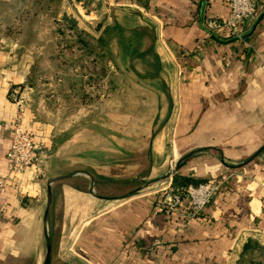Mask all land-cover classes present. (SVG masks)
I'll use <instances>...</instances> for the list:
<instances>
[{
    "label": "crops",
    "instance_id": "0c3cea01",
    "mask_svg": "<svg viewBox=\"0 0 264 264\" xmlns=\"http://www.w3.org/2000/svg\"><path fill=\"white\" fill-rule=\"evenodd\" d=\"M257 1V17L215 36L205 22L225 20L227 0H95L103 4L102 13L96 11L105 21L99 34L118 26L134 39L137 70L157 84L126 91L119 109L78 105L55 114V123L23 107L39 164L9 174L0 193V264H43L47 182L76 170L90 173L95 194L104 198L90 192L85 174L53 184L49 264H236L249 240L264 246V0ZM81 5L60 0V17L81 15ZM97 16L87 14L86 21ZM5 38L0 176H8L19 114L13 91L32 68H20L21 48ZM179 163L170 181L180 176L222 184L198 216L186 201L166 212L148 190L100 194L99 188L127 186L138 177L153 189Z\"/></svg>",
    "mask_w": 264,
    "mask_h": 264
},
{
    "label": "trees",
    "instance_id": "16d2710c",
    "mask_svg": "<svg viewBox=\"0 0 264 264\" xmlns=\"http://www.w3.org/2000/svg\"><path fill=\"white\" fill-rule=\"evenodd\" d=\"M82 1L87 7L91 6L93 2V0ZM42 10H44V13H48V10H50L49 15L55 17V23L58 24L60 28V30L56 32L58 37L64 39L65 32L63 28L71 26L72 31L70 32H72L73 35L72 39L75 40L76 38V41L72 43L71 47L69 46L66 49L61 41V46L59 48L57 47L56 50L52 49L53 52L55 51L53 54L48 49L49 47H45V51H48L51 55L50 59L55 68V70H50L56 76L55 80L57 81V87L59 89L58 94L65 99H68L69 95H71L72 98L76 97L73 108H77L78 105H94L96 107L97 87L102 89V92L98 93V97L100 96L101 99L110 98L111 93L119 86L118 76L122 77L123 81H126V77H131V82L133 83L131 86H134L133 88L144 83L155 84L156 82L154 80H158L152 76L145 77L137 70L135 63L136 53H134L136 43L134 39L123 37L124 32L121 28L118 26L106 27L103 29L102 34L98 38H95L89 32L80 30L73 16L65 14L60 19L58 18L60 0H0V36L10 38V35H12L17 38L18 36L16 33H19L22 27L31 24V22L34 21L35 15H42ZM44 15L48 16V14ZM9 18L13 19L14 22L11 23ZM46 19L47 18H45V20ZM5 21H7L8 24L7 29L1 25L5 23ZM13 23L20 24L19 28L17 29V26H14ZM28 33L32 34L31 31ZM25 38H27V36H25ZM24 44L25 43H22V45ZM27 44H29V40ZM69 49H71L70 51H72L71 54L73 55L72 57H75L74 59H77L78 62L84 59L85 63L81 61L82 64L78 65V67L75 61H73L74 59L71 60V63H67L68 61L64 63L65 59L63 56H65ZM57 50H59V52H57ZM40 56H43V54ZM57 56L61 58H57ZM43 59L45 63H47L45 55ZM58 59L59 66L56 64L58 63L56 62ZM70 66L73 67L72 71H76L75 74L70 72ZM38 67H40L41 72L44 71L40 64H38L34 68L35 72H38ZM110 68L112 70H110ZM206 181H198L180 176H175L174 178V184L181 189L190 185H198ZM236 264H264V246L255 240H249L244 245L243 251Z\"/></svg>",
    "mask_w": 264,
    "mask_h": 264
},
{
    "label": "rangeland",
    "instance_id": "374dc122",
    "mask_svg": "<svg viewBox=\"0 0 264 264\" xmlns=\"http://www.w3.org/2000/svg\"><path fill=\"white\" fill-rule=\"evenodd\" d=\"M79 3H81L83 8H79L81 10V15L79 11H75L74 13H70L71 16L75 18L77 21V26L80 30H85L86 32L88 30L90 31H95V38H98L100 36L99 32L100 29L104 27L105 21H103L102 16L100 15L99 12L96 11H101L103 9V4L98 5L95 3V0H93L91 6L87 7V5L84 4L82 0H77ZM102 3V2H101ZM93 5V6H92ZM97 6V7H96ZM50 10H48V13H44V10H42V15L37 16L35 15L34 21L31 22V24H28L24 27H22V30H20L19 33L17 34V38L10 35V38H5L8 39L10 42L13 43V45H17V48H21V52L17 53V63L20 62V68L21 69H27L28 65L31 64L32 68L29 70L28 77L26 80V83L20 88V87H15L17 93H16V99H20L22 101V105L24 108H29L30 110L33 111L34 114L40 115L44 120L47 121H52L55 123L57 121L55 114H67L64 110H70L73 108V103L76 97H71L69 95L68 99L62 98L59 96V89L57 87V81L55 74L51 72L50 69H54L53 67V62L50 59V53L48 51H45V47H49L48 49L52 52V54L55 52L52 51V49L56 50V48L60 47L61 41L63 42L64 48L66 49L67 47H71L72 43L75 40L72 39V29L71 26L69 27H64L63 31L64 33V39L60 38L57 36L56 32L60 30L58 27L59 25L55 23V17L52 15H49ZM58 18L60 19V12ZM91 13L97 16V21L96 22H91V21H86L87 14ZM102 13V11H101ZM48 14V16L44 15ZM66 14V12H65ZM84 15V16H83ZM95 16V15H94ZM92 17V16H90ZM45 18H47L45 20ZM9 21L12 23L14 22L13 19L9 18ZM5 29H7L8 24L7 21L5 23L1 24ZM14 26H17V29L19 28L18 23H13ZM22 31V32H21ZM32 32V34H29L28 32ZM29 34V35H28ZM27 36V38H25ZM2 38V36H0ZM29 40V44H27V41ZM25 43L22 45V43ZM75 44V43H74ZM26 45V46H25ZM75 46V45H74ZM69 49L65 56H63L64 63L68 61L67 63H71V60L74 59L75 57H72L73 55L71 54L72 51ZM59 52V50H57ZM43 56H40L41 54ZM24 55V56H23ZM45 55V59L47 58V63H45L43 57ZM42 57V58H40ZM57 58H61L60 56H57ZM77 67L78 65H81L82 62L85 63L84 59H81L79 62L77 59H74ZM82 61V62H81ZM59 66V59L56 61ZM66 63V64H67ZM40 64L41 68L44 70L41 72L40 67L38 72L34 71V68L36 65ZM74 64V63H73ZM25 65V66H24ZM55 65V64H54ZM61 66V65H60ZM48 70V71H47ZM70 72H73L74 74L76 71H72L73 67H69ZM87 70V69H85ZM110 70H112L110 68ZM47 71V72H46ZM42 74H41V73ZM31 80V81H30ZM132 78L131 77H126V81L122 79V77L118 76V87L114 89V91L111 93L110 98L106 99L103 98L101 99L100 96L98 97V93L102 92V89L96 88V108L97 111L102 110V109H109L110 107L112 109H119V105L121 102V97L126 94V91L128 94H133L130 93V91H133L132 89L134 86H131L133 83L131 82ZM59 84V83H58ZM103 95V94H102ZM105 100H107L105 102ZM98 113V112H97ZM67 119H60L58 120L59 122H65ZM99 122V121H97ZM98 146V145H97ZM99 152V151H97ZM112 169V168H111ZM139 170L142 171L146 175L147 173V167H141L138 168ZM115 173L119 171V169H113ZM128 171H134L135 168L133 167H128ZM138 171V170H137ZM131 173V172H128ZM143 175V177L145 176ZM172 176H168L170 179H165V183L159 186H156L153 189H150L152 186L149 185L150 183H147L146 181H142L141 177H138L137 179H132L131 183L129 182L127 186H122V187H102L99 188L101 191L100 194L103 196H112L116 194H123L126 190H132L135 191L136 188L141 189V190H148L152 194H155L156 196H161L159 200L161 201V198L164 194L163 197L169 195L171 192H173L176 184H174V181H170ZM131 180V179H130ZM178 187V186H177ZM98 190V191H99ZM96 191H94L95 193ZM97 193V192H96ZM159 201V202H160Z\"/></svg>",
    "mask_w": 264,
    "mask_h": 264
},
{
    "label": "built area",
    "instance_id": "2783aa9c",
    "mask_svg": "<svg viewBox=\"0 0 264 264\" xmlns=\"http://www.w3.org/2000/svg\"><path fill=\"white\" fill-rule=\"evenodd\" d=\"M229 7L228 17L221 21L209 19L205 27L212 34L217 36L223 30L234 31L244 20L257 17V0H227ZM17 91H13L16 98ZM19 101V114L13 126V133L10 148L7 153L8 176H0V193L6 191L7 179L12 173H24L27 169L39 164V148L34 142L32 133L26 127L23 117V105ZM10 174V175H9ZM222 184L213 179L202 182L198 185H190L184 189L177 186L169 195L162 196L160 207L166 212H176L185 202L194 216H198L220 193ZM161 197V196H160Z\"/></svg>",
    "mask_w": 264,
    "mask_h": 264
},
{
    "label": "water",
    "instance_id": "95a60500",
    "mask_svg": "<svg viewBox=\"0 0 264 264\" xmlns=\"http://www.w3.org/2000/svg\"><path fill=\"white\" fill-rule=\"evenodd\" d=\"M260 153L261 152H259L255 157H257ZM180 166H181L180 163L177 164L176 167L174 169H172V171L169 173V176L174 175L180 169ZM75 174H85L86 176H88L91 180V183H92V186L90 187V192L94 196H96L97 198H101V199L104 198V197L94 193L93 184L95 182V179L90 173L83 171V170H76L70 174L52 177L48 180V182H47V205H46L45 217H44L46 256H45L43 264H49L50 263L51 254H52L51 243H50V238H49V234H48V217H49V213H50V209H51V205H52V201H53V184L58 182V181L67 179V178H69Z\"/></svg>",
    "mask_w": 264,
    "mask_h": 264
}]
</instances>
